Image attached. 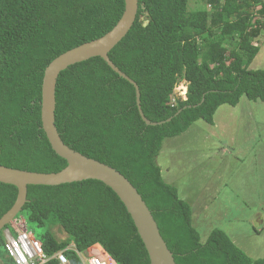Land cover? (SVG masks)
Segmentation results:
<instances>
[{
    "label": "trees",
    "instance_id": "1",
    "mask_svg": "<svg viewBox=\"0 0 264 264\" xmlns=\"http://www.w3.org/2000/svg\"><path fill=\"white\" fill-rule=\"evenodd\" d=\"M189 1L138 0L131 29L108 54L137 85L143 116L161 124L146 126L134 87L92 58L59 74L55 127L68 148L116 170L136 189L175 264H264V257L249 258L220 230L202 243L191 207L164 182L156 163L165 139L197 121L211 125L219 107L241 99L264 103V69H250L260 52L252 41L264 34L262 0H198L209 10H189ZM123 12L124 0H0V166L41 174L66 167L41 127L44 70L107 34ZM180 81L187 83L186 100L172 103ZM16 197L15 187L0 184V218ZM21 213L66 235L59 242L47 230L36 238L44 264H60L53 256L71 244L79 252L99 246L116 264H150L125 207L100 182L28 186L15 220ZM6 230L16 235L10 225L0 231V261L14 264ZM64 253L69 264H79L73 252Z\"/></svg>",
    "mask_w": 264,
    "mask_h": 264
},
{
    "label": "rangeland",
    "instance_id": "2",
    "mask_svg": "<svg viewBox=\"0 0 264 264\" xmlns=\"http://www.w3.org/2000/svg\"><path fill=\"white\" fill-rule=\"evenodd\" d=\"M202 9H208L205 3L189 1V10ZM262 42L264 34L252 41L255 46ZM250 69H264V45ZM180 83L175 91L183 94L186 84ZM257 103L241 99L235 107L222 106L215 112V129L197 121L181 135L165 139L156 158L164 182L191 207L193 226L201 242L213 230H220L253 260L264 257V210L259 209L264 205V105ZM222 145L229 148L225 154L220 151ZM215 149H219L218 157ZM259 150L260 159L255 156ZM223 155L226 160L221 158ZM11 227L17 231L26 229L35 239L47 230L59 242L66 239L60 227H38L27 222L24 213ZM85 252L110 260L98 249Z\"/></svg>",
    "mask_w": 264,
    "mask_h": 264
},
{
    "label": "water",
    "instance_id": "3",
    "mask_svg": "<svg viewBox=\"0 0 264 264\" xmlns=\"http://www.w3.org/2000/svg\"><path fill=\"white\" fill-rule=\"evenodd\" d=\"M137 10L138 0H124V12L111 31L99 39L61 54L45 68L41 85V127L52 151L66 161V167L58 173L41 174L0 166V184L10 185L17 189L15 203L0 218V231L7 225L11 226L22 210L26 203L28 186L54 187L93 180L108 187L123 204L144 245L150 264H175L173 255L163 241L156 222L136 189L116 170L68 148L61 141L55 127V88L59 74L70 66L92 58L102 59L114 73L134 87L136 106L146 126L161 124L151 123L143 116L137 85L115 67L108 57L110 51L131 29ZM146 25L147 22H144L143 26Z\"/></svg>",
    "mask_w": 264,
    "mask_h": 264
},
{
    "label": "built area",
    "instance_id": "4",
    "mask_svg": "<svg viewBox=\"0 0 264 264\" xmlns=\"http://www.w3.org/2000/svg\"><path fill=\"white\" fill-rule=\"evenodd\" d=\"M180 84L183 85L182 83ZM175 88L173 91L172 103L176 102L177 100H186V91H183V94H181L180 91L176 92ZM14 231L16 233L15 236L11 235L8 230L4 232L6 249L14 264H44L47 262L48 259L43 254L39 241L29 234L26 229ZM66 250L74 253L79 261V264H116L111 259L109 260L111 263H109L97 257L89 256L86 252H79L75 249L73 244H71L65 250L56 253L53 258L56 259L60 264H69V261L64 253Z\"/></svg>",
    "mask_w": 264,
    "mask_h": 264
},
{
    "label": "crops",
    "instance_id": "5",
    "mask_svg": "<svg viewBox=\"0 0 264 264\" xmlns=\"http://www.w3.org/2000/svg\"><path fill=\"white\" fill-rule=\"evenodd\" d=\"M262 2L264 3V0H262ZM264 45V42H262V44L259 46L260 47V49L262 48V46ZM253 103H256V104H258L257 102H253ZM259 103H262V102H259ZM263 105H264V103H262ZM222 107V106H221ZM221 107H219V108H221ZM218 108V109H219ZM218 109H217V111H218ZM216 111V112H217ZM216 114V113H215ZM215 114H214V116H215ZM215 118H216V116L215 117H213V122H212V124L211 125H209V126H211L212 128H216L217 127V123H215ZM218 122H219V120H218ZM224 124H222V128L224 129V126H223ZM243 125H245V123L243 122ZM242 125V126H243ZM222 146H224V148H222L221 147V149H220V151L223 153V154H225L226 152H228L229 151V148L226 146V145H222ZM219 152V149H215V157H218L217 156V153ZM260 150L258 151V155H255L258 159H260ZM226 156H231V154H227ZM221 158H223L224 160H226L225 159V155H223ZM259 209H263L264 210V205L263 206H261V208H259ZM261 224H263V220H262V222H261ZM233 243V242H232ZM91 249H98V250H100V251H102V253H104L105 254V252L99 247V246H94V247H92V248H90L89 250H91ZM106 255V254H105ZM106 257L107 258H109L107 255H106Z\"/></svg>",
    "mask_w": 264,
    "mask_h": 264
},
{
    "label": "clouds",
    "instance_id": "6",
    "mask_svg": "<svg viewBox=\"0 0 264 264\" xmlns=\"http://www.w3.org/2000/svg\"><path fill=\"white\" fill-rule=\"evenodd\" d=\"M180 82H181L182 84H186V92H187V83H186L185 81H180ZM180 82H179V83H180ZM179 83H178V84H179ZM176 86H177V85H176ZM88 250H89V249H88ZM86 251H87V250H86ZM109 259H110V258H109Z\"/></svg>",
    "mask_w": 264,
    "mask_h": 264
}]
</instances>
